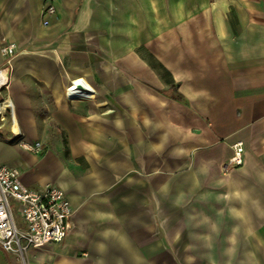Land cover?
Returning <instances> with one entry per match:
<instances>
[{"label":"crops","instance_id":"1","mask_svg":"<svg viewBox=\"0 0 264 264\" xmlns=\"http://www.w3.org/2000/svg\"><path fill=\"white\" fill-rule=\"evenodd\" d=\"M46 2L0 0V63L21 50L0 165L74 209L30 264H264V0H55L44 24Z\"/></svg>","mask_w":264,"mask_h":264},{"label":"built area","instance_id":"2","mask_svg":"<svg viewBox=\"0 0 264 264\" xmlns=\"http://www.w3.org/2000/svg\"><path fill=\"white\" fill-rule=\"evenodd\" d=\"M56 13L55 0H47L44 10V24ZM21 50L15 42H4L1 46L3 62L0 63V118L14 110L4 109V102L13 104L9 90L13 74V60ZM80 82H79V81ZM81 83V84H78ZM81 79L72 80L66 93L70 99L94 96ZM29 151H37L42 143L25 141L21 144ZM234 154L229 160L233 166L244 163L243 142L233 146ZM74 214L71 201L65 191L54 183L30 187L21 178L17 167L0 165V247L13 255L19 264H30V251L49 244L62 243L70 230Z\"/></svg>","mask_w":264,"mask_h":264},{"label":"rangeland","instance_id":"3","mask_svg":"<svg viewBox=\"0 0 264 264\" xmlns=\"http://www.w3.org/2000/svg\"><path fill=\"white\" fill-rule=\"evenodd\" d=\"M152 86L155 88V89H157L158 91H160V92H162V93H164V94H169V95H173L174 94V89L172 88V87H163V85H154V84H152ZM6 117V116H5ZM7 118V117H6ZM10 124H7L5 127H4V132L5 133H7L8 131H10ZM14 142H17V143H19V144H22L23 142H25L26 140H21L20 139V137H14L13 139H12Z\"/></svg>","mask_w":264,"mask_h":264},{"label":"trees","instance_id":"4","mask_svg":"<svg viewBox=\"0 0 264 264\" xmlns=\"http://www.w3.org/2000/svg\"><path fill=\"white\" fill-rule=\"evenodd\" d=\"M177 85L178 84H174V83H171L170 84V87H172L174 89V91H176L174 94H173V97L178 99V100H183L184 99V95L180 92H178L177 90Z\"/></svg>","mask_w":264,"mask_h":264},{"label":"bare ground","instance_id":"5","mask_svg":"<svg viewBox=\"0 0 264 264\" xmlns=\"http://www.w3.org/2000/svg\"><path fill=\"white\" fill-rule=\"evenodd\" d=\"M79 81V80H78ZM80 82V81H79ZM78 84H81V83H78ZM2 106H3V108L4 109H9V107H10V104L9 103H6V102H4L3 104H2Z\"/></svg>","mask_w":264,"mask_h":264}]
</instances>
